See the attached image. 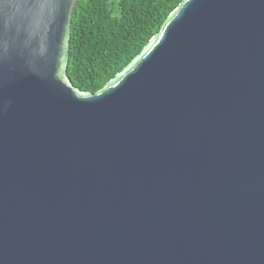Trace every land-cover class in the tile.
<instances>
[{"label": "water", "instance_id": "water-1", "mask_svg": "<svg viewBox=\"0 0 264 264\" xmlns=\"http://www.w3.org/2000/svg\"><path fill=\"white\" fill-rule=\"evenodd\" d=\"M79 0H0V264H264V0H184L96 94Z\"/></svg>", "mask_w": 264, "mask_h": 264}, {"label": "trees", "instance_id": "trees-1", "mask_svg": "<svg viewBox=\"0 0 264 264\" xmlns=\"http://www.w3.org/2000/svg\"><path fill=\"white\" fill-rule=\"evenodd\" d=\"M183 1L79 0L70 22V84L96 94L159 33Z\"/></svg>", "mask_w": 264, "mask_h": 264}]
</instances>
